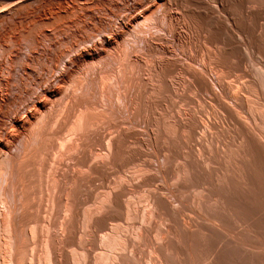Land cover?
<instances>
[{"label": "bare ground", "instance_id": "1", "mask_svg": "<svg viewBox=\"0 0 264 264\" xmlns=\"http://www.w3.org/2000/svg\"><path fill=\"white\" fill-rule=\"evenodd\" d=\"M0 264H264V0H0Z\"/></svg>", "mask_w": 264, "mask_h": 264}, {"label": "rangeland", "instance_id": "2", "mask_svg": "<svg viewBox=\"0 0 264 264\" xmlns=\"http://www.w3.org/2000/svg\"><path fill=\"white\" fill-rule=\"evenodd\" d=\"M251 23H252V22H251ZM251 23H250V26L255 28L256 26H253V25H255V24H254V23L251 24ZM134 27H136V26H134ZM124 45H126V44L124 43ZM201 52H202V51H201ZM201 52H200L199 54H196V53H193V54H192V55H195V56H193V57L197 58V59H195V61L197 60V61H196L197 64H195L196 62L194 61L195 66L198 65V62H200V57L203 55V52H202V54H201ZM200 55H201V56H200ZM196 56H197V57H196ZM199 56H200V57H199ZM198 58H199V60H198ZM250 63H251V64H250ZM249 64H250V66H249ZM245 65H246V66H245ZM245 65H244V66H245L244 68H247V69H245L246 71H248V70L250 71V69H253L252 62H249V61H248V63H246ZM193 66H194V65H193ZM251 67H252V68H251ZM175 75H176L175 78L177 77L176 79L180 80V81H178V84H180V86H181L180 88L185 87V86L187 85V82H186V80L183 78V76H182V77H179L180 74H175ZM240 76H241V75H240ZM243 77H245V76H243ZM243 77H242V78L240 77V78H238L237 80H240V79L242 80ZM181 78H183V79L181 80ZM231 78H232V77H230V79H228V81H227V80H225V81L228 82V83H229V82L231 83V82H233V81L235 82L234 77L232 78L233 81H231ZM246 78H247V77H245L244 79H246ZM183 80H185V82H184ZM229 80H230V81H229ZM241 80H240V81H241ZM242 81H244V80H242ZM234 82H233V84H234ZM182 86H183V87H182ZM84 89H85V87H84ZM184 89H187V88H183L182 91H180V92H182V95H183V93H184V97L186 96V97H185V100L187 101V99H188V100H190V101L193 102V100H191V98L193 97L192 99H194V103L192 104V102H190V104H189L188 101H187V103H185V102H186L185 100H184L185 102H183V101L178 100V99L175 98V97H171V99L169 98L170 100L168 101V104H166L167 101L165 102V100H168V97H169L170 95H169V94H168V95H163V96H165V97H164L165 100H164V98L162 99V100H163L164 107H166L167 105L169 106V105L171 104V103L169 104L170 101L174 102V103L177 105L176 107H174L175 110L172 109L173 107H170L172 111L168 108V109L171 111V112H170V113H171L170 115H168L169 113L166 114V113L163 112V113H164V114H163L164 116L162 115V116H163V119H165V118H166L165 116H167V115L173 117L172 114H174V113H175L174 116L176 115V113H177L178 115H181L183 112H185L184 110H186V109L190 110L192 107H193L192 110H194V109L199 110L198 107H200L199 105H201L202 103L199 104V103H200V99H199V98L197 99V94H196L195 92L193 93V92H192L193 90H191V89H187V90H191L190 93H191V92L193 93V95H192V93H191V95H190V94H188L189 91L187 92V91L184 90ZM185 92H186V93H185ZM165 94H167V93H165ZM195 94H196V97L194 96ZM189 95H190V96H189ZM156 96H157V95H156ZM163 96H162V97H163ZM187 96H189V97H191V98H189V97H187ZM158 97H159V96H158ZM206 97H207V96H206ZM206 97H204V100L206 99ZM208 97H209V96H208ZM195 99H197L199 102H198L197 100H195ZM207 99H209V98H207ZM207 99H206V100H207ZM206 100H205L206 104H207L208 102L210 103V100H207V101H206ZM164 102H165V103H164ZM195 102H196V103H195ZM184 103L187 104V106H188V107L186 106L187 108L185 107V104H184ZM198 104H199V105H198ZM204 104H205V103H204ZM204 104H203V106H204ZM206 104H205V106H206ZM189 105H191V106H189ZM168 106H167V107H168ZM170 106H171V105H170ZM194 106H195V107H194ZM201 106H202V105H201ZM161 108H162V109H161ZM189 108H190V109H189ZM164 109H165V108H163V106L160 107V109H159V108L157 109V107H156V110H154V111L161 115V112H162L161 110H163V111L166 112V109H167V108H166L165 110H164ZM168 109H167V112L169 111ZM158 110H159L160 113L158 112ZM188 110H186V112H188ZM189 112H191V110H190ZM194 112H196V114H197L198 117L201 116V114L197 113L196 110H194ZM165 114H166V115H165ZM198 114H199V115H198ZM164 117H165V118H164ZM209 117H210V116H209ZM201 118H202V117H201ZM201 118H200V119H201ZM166 119L168 120V117H167ZM166 119H165L164 121H166ZM169 119H171V118H169ZM215 120H216V119H215ZM168 121H169V120H168ZM161 122H162V120H161ZM139 128L144 129V128H142V126H139ZM139 128H138V129H139ZM144 132H147V131L144 129ZM142 134H143V131H142ZM162 135H163V134H162ZM59 136L62 137L61 134H59ZM225 136H228V135H225ZM225 136H224V137H225ZM160 138H161V137H160ZM160 138H159V139H160ZM220 138H221V137H220ZM222 139H223V136H222ZM225 140L227 141L228 138L226 137ZM161 141H162V140H161ZM221 141H222V140H220V141L218 142L219 147H221V145H222V143H223V141H222V142H221ZM226 141H225V142H226ZM159 143H160V140H159ZM219 143H220V144H219ZM160 145H161V143H160ZM143 147H144V146H143ZM143 147H142V148H143ZM135 148H136V147H135ZM195 148H196V146H195ZM143 149H145V150L147 151V150H150V147H149V145H148V146L146 145ZM145 150H144V151H145ZM143 158H144V157H141L140 159H142V161H143V160H145V158H144V159H143ZM140 159H139V162H138L139 164L142 163V162H140V161H141ZM172 160H173V159H172ZM177 161H179V160L177 159ZM177 161H176V162H177ZM172 162H174V160H173ZM173 164L175 165L176 163H173ZM99 182H100V179H98V181L94 180V185L98 188V186H99L100 184H102V185L99 186V189H100V187L102 186V187H101L102 189L99 190L100 192H102V191H104L103 188L105 187V185L107 184V182H105V181H103V180H101L100 183H99ZM102 182H104L105 184L102 183ZM158 182H160V181H158ZM151 184H152V185H148V186L150 187V186H153V185H154L153 187H150V189L152 188L153 190H155V188L157 187V186L155 187V185H158L157 182H156V183H153V182H152ZM97 185H98V186H97ZM103 185H104V186H103ZM149 187H147V188H146V186L141 187V189L138 191L139 194H137V197H136L138 200H137L136 198H134V200H133V201H136V202L138 201V203H135V204H136V208L138 207L137 209H138L139 211H141V212H142V210L144 211V209H145L144 207L146 206V205H144V204L146 203V201H145V196H146V195H145V194L149 193V192H148L149 190H147V189H149ZM142 188H143V189H142ZM145 188H146V189H145ZM81 191H82V190H81ZM85 191H86V190H85ZM97 191H98V190H97ZM99 191H98V192H99ZM155 191H157V190H155ZM83 192H84V190H83ZM150 192H154V191L151 190ZM40 198H41V197H40ZM40 200H41V201H40L41 203L39 204L40 207L37 205V206H38V207H37L38 211L35 210V209H34L35 211H34V210H33V211H34V213H35L36 216H41V215H42L41 217H44V216H43V215H44L43 213L46 211V206H45V203H43V202H44L43 199H40ZM42 201H43V202H42ZM38 203H39V201H37V204H38ZM143 203H144V204H143ZM138 204H139L140 206H137ZM142 208H144V209H142ZM141 209H142V210H141ZM58 210H59V208H58V209H56V208L54 209V219H55L54 221H57V222L60 221V219L62 218V213H58ZM183 213H186V214H184V216H182ZM183 213L180 215V217L182 216V219H183V220H184V218H186L185 220H187V219L189 220V218H191V217L188 216V215L191 214V213H189L188 211H184ZM185 215H187L188 218H187V216H185ZM191 215H192V214H191ZM191 215H190V216H191ZM41 217H39V218L41 219ZM126 221H127V220H126ZM132 221L135 222L134 219L131 220V222H132ZM128 222L131 223L130 220H128L127 223H128ZM121 223H122V224L125 223V220H123ZM141 248L144 249L143 247H141Z\"/></svg>", "mask_w": 264, "mask_h": 264}]
</instances>
